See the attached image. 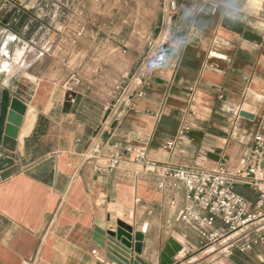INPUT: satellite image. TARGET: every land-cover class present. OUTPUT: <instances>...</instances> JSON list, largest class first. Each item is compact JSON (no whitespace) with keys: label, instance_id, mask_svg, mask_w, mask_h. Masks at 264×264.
Returning <instances> with one entry per match:
<instances>
[{"label":"crops","instance_id":"crops-1","mask_svg":"<svg viewBox=\"0 0 264 264\" xmlns=\"http://www.w3.org/2000/svg\"><path fill=\"white\" fill-rule=\"evenodd\" d=\"M160 2L171 13L168 42L147 79L128 85L132 99L113 108L109 87L128 73L121 55L74 48L62 67L41 46L15 63L6 45L30 24L0 25L9 66L0 72V264H114L94 235L117 222L132 228L147 264H159L170 240L179 246L172 264H264V243L221 254L181 222L183 209L204 213L167 172L212 171L222 159L232 171L264 138V0ZM13 99L25 106L16 139L4 134ZM115 142L144 148L152 166L127 155L103 170ZM260 177L257 189L235 187L250 203L264 194V163Z\"/></svg>","mask_w":264,"mask_h":264},{"label":"rangeland","instance_id":"rangeland-1","mask_svg":"<svg viewBox=\"0 0 264 264\" xmlns=\"http://www.w3.org/2000/svg\"><path fill=\"white\" fill-rule=\"evenodd\" d=\"M18 1L0 0V25L16 31L30 24L21 41L6 45L8 58L16 49L31 57L41 46L43 52H55L62 67L67 64L62 61L74 48L77 52L91 48L96 55L118 54L125 58L128 73L109 87V108L121 103L115 88L126 91L130 82L141 84L161 43L168 42L171 13L163 11L160 0H26V4L34 2L32 11ZM2 39L0 32V43ZM6 58L1 59L7 61ZM75 79L81 81L79 77ZM71 83L66 84L72 87Z\"/></svg>","mask_w":264,"mask_h":264},{"label":"built area","instance_id":"built-area-1","mask_svg":"<svg viewBox=\"0 0 264 264\" xmlns=\"http://www.w3.org/2000/svg\"><path fill=\"white\" fill-rule=\"evenodd\" d=\"M167 34L166 41L169 39L170 30ZM166 43H161L159 49ZM157 56L152 59L144 80L147 79ZM79 83V80L72 79V85L77 86ZM65 85L68 91L72 92V87ZM115 91L120 97V102H129L133 97H127L125 91H121L119 87H116ZM138 96H143V93L140 92ZM127 155H130L137 164L152 166L147 161L144 148L115 142L111 146L110 156L106 159L103 170L107 172L116 170ZM263 163L264 138L257 135L247 157L232 171L228 170L226 159H222L212 171L169 169L168 176L183 184L189 204L204 213L201 216L186 208L178 213V219L191 226L206 243L217 245L221 254L228 255L233 250L247 252L254 246L263 244L264 194H261L254 203H250L234 191L236 186L259 188ZM216 221L221 223L222 229L211 231Z\"/></svg>","mask_w":264,"mask_h":264},{"label":"water","instance_id":"water-1","mask_svg":"<svg viewBox=\"0 0 264 264\" xmlns=\"http://www.w3.org/2000/svg\"><path fill=\"white\" fill-rule=\"evenodd\" d=\"M25 112V106L17 99H13L7 114L4 134L10 139H16L18 128ZM241 117L251 119L247 114ZM95 239L99 246L106 251L107 259L114 264H147L138 257L137 246L132 244V228L122 222L116 223L114 230L105 232L95 230ZM179 252V246L172 240L164 248L159 264H172V259ZM136 254V256H134Z\"/></svg>","mask_w":264,"mask_h":264},{"label":"bare ground","instance_id":"bare-ground-1","mask_svg":"<svg viewBox=\"0 0 264 264\" xmlns=\"http://www.w3.org/2000/svg\"><path fill=\"white\" fill-rule=\"evenodd\" d=\"M25 0H20L19 3L20 4H23L24 6H26V8L29 10V11H32L33 9V6H34V2H30L29 4H25L24 3ZM0 32H1V28H0ZM13 36L12 35H8L6 41H9V40H13ZM7 54V53H6ZM22 54V50L21 49H16L15 51V54L13 56V61L14 62H18V59L19 57L21 56ZM8 66V63L5 61V60H2L1 57H0V72L7 69Z\"/></svg>","mask_w":264,"mask_h":264},{"label":"trees","instance_id":"trees-1","mask_svg":"<svg viewBox=\"0 0 264 264\" xmlns=\"http://www.w3.org/2000/svg\"><path fill=\"white\" fill-rule=\"evenodd\" d=\"M234 191H235L237 194H239V193H238V190H237L236 188L234 189Z\"/></svg>","mask_w":264,"mask_h":264}]
</instances>
